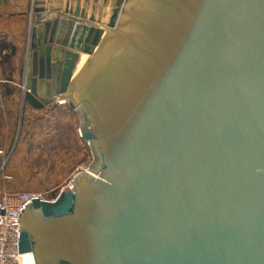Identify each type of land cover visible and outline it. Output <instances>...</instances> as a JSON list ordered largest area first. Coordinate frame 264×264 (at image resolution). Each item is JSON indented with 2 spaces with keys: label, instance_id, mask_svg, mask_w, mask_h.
Listing matches in <instances>:
<instances>
[{
  "label": "water",
  "instance_id": "obj_1",
  "mask_svg": "<svg viewBox=\"0 0 264 264\" xmlns=\"http://www.w3.org/2000/svg\"><path fill=\"white\" fill-rule=\"evenodd\" d=\"M43 4L23 100H65L99 166L26 206L19 252L264 264V0H115L107 26Z\"/></svg>",
  "mask_w": 264,
  "mask_h": 264
},
{
  "label": "rangeland",
  "instance_id": "obj_2",
  "mask_svg": "<svg viewBox=\"0 0 264 264\" xmlns=\"http://www.w3.org/2000/svg\"><path fill=\"white\" fill-rule=\"evenodd\" d=\"M58 4L63 12L72 16L76 13L78 18L101 26L109 24L115 9V0H58ZM60 12L53 10L54 16ZM14 61L11 59L2 66L10 81L17 80L21 69L20 62ZM18 100V111L0 118L14 121L11 148L15 154L16 149H20L11 160L10 182L18 186L13 191L36 192L55 198L78 174L93 173L98 168L99 159L95 151L80 136L79 115L70 109L68 103H55L47 109L31 111L21 95ZM40 120L55 123L41 128L33 124L21 126L22 121ZM22 138L24 145L21 144Z\"/></svg>",
  "mask_w": 264,
  "mask_h": 264
},
{
  "label": "crops",
  "instance_id": "obj_3",
  "mask_svg": "<svg viewBox=\"0 0 264 264\" xmlns=\"http://www.w3.org/2000/svg\"><path fill=\"white\" fill-rule=\"evenodd\" d=\"M38 1L44 3L41 7L46 9L47 15H49V13L55 15V13H53L55 9L56 11H61L60 13L63 12V10L59 8L58 0H0V118L7 113H16L20 104L18 99H20V95L23 97L22 70L28 54L30 29L35 24L36 20ZM12 50H14V53L11 52ZM11 59L21 64L18 78L17 80L14 78L15 80L13 81L8 80L6 72L2 67L5 62ZM51 106H55V104ZM32 110L39 111L31 108V111ZM26 112L30 111L27 110ZM54 123V121L46 122L45 120L22 121L21 126L33 124L41 128L45 127V124L51 125ZM13 129L14 121L0 119V173L4 171L8 175H12L13 167L11 160L13 157H16L14 155L20 151V149L17 148L15 154V151H12L11 148ZM23 139L24 138L21 140L22 145L25 143ZM14 187L18 189L16 183L15 185L11 182L3 183L0 178V190L11 192Z\"/></svg>",
  "mask_w": 264,
  "mask_h": 264
},
{
  "label": "built area",
  "instance_id": "obj_4",
  "mask_svg": "<svg viewBox=\"0 0 264 264\" xmlns=\"http://www.w3.org/2000/svg\"><path fill=\"white\" fill-rule=\"evenodd\" d=\"M57 103L67 104L65 100ZM0 178L3 183L12 180L4 171L0 173ZM72 184L73 181L66 189L72 187ZM57 197L50 198L36 192L0 190V264H35L31 253L19 252L21 217L30 202L35 200L53 202Z\"/></svg>",
  "mask_w": 264,
  "mask_h": 264
},
{
  "label": "bare ground",
  "instance_id": "obj_5",
  "mask_svg": "<svg viewBox=\"0 0 264 264\" xmlns=\"http://www.w3.org/2000/svg\"><path fill=\"white\" fill-rule=\"evenodd\" d=\"M83 56H84V55L81 56V60H80V62H79V65H78V67H77L76 72L79 70V68H80V66H81V62H82ZM61 100H63V99H59L58 101L60 102ZM70 188H72V187L70 186Z\"/></svg>",
  "mask_w": 264,
  "mask_h": 264
},
{
  "label": "trees",
  "instance_id": "obj_6",
  "mask_svg": "<svg viewBox=\"0 0 264 264\" xmlns=\"http://www.w3.org/2000/svg\"><path fill=\"white\" fill-rule=\"evenodd\" d=\"M11 52L14 53V50H12Z\"/></svg>",
  "mask_w": 264,
  "mask_h": 264
}]
</instances>
